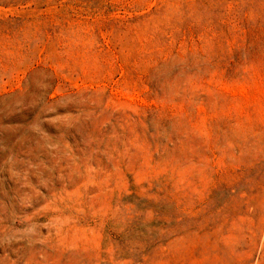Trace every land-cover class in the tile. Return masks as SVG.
Wrapping results in <instances>:
<instances>
[{
  "label": "rangeland",
  "instance_id": "374dc122",
  "mask_svg": "<svg viewBox=\"0 0 264 264\" xmlns=\"http://www.w3.org/2000/svg\"><path fill=\"white\" fill-rule=\"evenodd\" d=\"M0 264H264V0H0Z\"/></svg>",
  "mask_w": 264,
  "mask_h": 264
}]
</instances>
